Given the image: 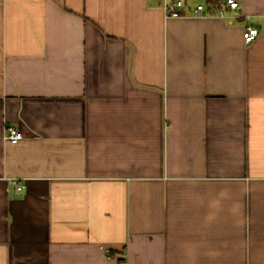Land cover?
<instances>
[{
  "label": "crops",
  "instance_id": "obj_1",
  "mask_svg": "<svg viewBox=\"0 0 264 264\" xmlns=\"http://www.w3.org/2000/svg\"><path fill=\"white\" fill-rule=\"evenodd\" d=\"M238 2L0 0V264H264V0Z\"/></svg>",
  "mask_w": 264,
  "mask_h": 264
},
{
  "label": "built area",
  "instance_id": "obj_2",
  "mask_svg": "<svg viewBox=\"0 0 264 264\" xmlns=\"http://www.w3.org/2000/svg\"><path fill=\"white\" fill-rule=\"evenodd\" d=\"M163 8L168 16L170 17H182L184 15V11L187 8V3L185 0H162ZM241 6L238 2V0H226V5L224 8L219 9H213L214 15H222L224 13L225 8L231 9V10H237ZM207 7L204 3H199L193 8L194 14H199L203 11H206ZM259 35V30L256 26L248 25L244 31H243V38L246 43L253 42ZM23 137V134L14 128H9L7 131V134L5 138L13 143L18 142ZM16 185V188L18 190H21L24 186L22 184H18L17 182H14Z\"/></svg>",
  "mask_w": 264,
  "mask_h": 264
},
{
  "label": "trees",
  "instance_id": "obj_3",
  "mask_svg": "<svg viewBox=\"0 0 264 264\" xmlns=\"http://www.w3.org/2000/svg\"><path fill=\"white\" fill-rule=\"evenodd\" d=\"M203 3L208 8L209 12L213 13V9L224 8L226 5V0H204Z\"/></svg>",
  "mask_w": 264,
  "mask_h": 264
},
{
  "label": "rangeland",
  "instance_id": "obj_4",
  "mask_svg": "<svg viewBox=\"0 0 264 264\" xmlns=\"http://www.w3.org/2000/svg\"><path fill=\"white\" fill-rule=\"evenodd\" d=\"M204 2V0H187V2H189V3H191V4H194V5H196L197 4V2Z\"/></svg>",
  "mask_w": 264,
  "mask_h": 264
}]
</instances>
